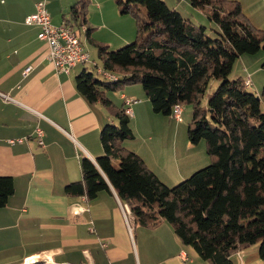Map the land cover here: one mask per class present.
<instances>
[{
    "label": "trees",
    "instance_id": "obj_1",
    "mask_svg": "<svg viewBox=\"0 0 264 264\" xmlns=\"http://www.w3.org/2000/svg\"><path fill=\"white\" fill-rule=\"evenodd\" d=\"M188 1L219 27L218 39L162 0H115L138 27L136 40L120 50L110 51L89 30L102 69L119 79L107 83L85 70L76 79L77 89L90 103L103 104L118 124L103 128V155L96 163L81 160L82 178L68 184L65 194L94 201L113 191L136 225H169L183 245L210 264H234L235 254L254 245L264 260V87L258 96L246 91L242 78L230 79L241 56L264 50V30L250 22L238 1ZM89 3L77 1L68 26H86ZM215 80L220 85L208 94ZM136 85L143 86L155 113L172 116L175 106L192 108L188 139L193 145L206 142L210 166L170 188L125 147L134 138L131 118L106 91ZM14 193L13 179L0 176V209Z\"/></svg>",
    "mask_w": 264,
    "mask_h": 264
},
{
    "label": "crops",
    "instance_id": "obj_2",
    "mask_svg": "<svg viewBox=\"0 0 264 264\" xmlns=\"http://www.w3.org/2000/svg\"><path fill=\"white\" fill-rule=\"evenodd\" d=\"M40 1L47 2L53 25L61 26L78 0H0V176L11 177L15 184V193L0 209V264H22L43 252L53 253L52 264H210L183 245L169 225L157 229L134 221L128 225L113 191L100 193L94 201L65 194L68 184L82 178L81 160L87 157L96 162L103 155L100 133L115 123L103 104L90 103L78 91L76 79L89 71L87 67L79 64L69 73L59 72L48 58L47 45L38 38L40 28L25 25V18L36 11ZM234 1L241 4L255 27L264 30V0ZM95 8L99 15L104 14V2ZM92 26L87 20L86 33L75 28L88 50L89 30L92 39L109 49L130 41V33L106 28L105 24ZM91 27L109 31L111 36L93 34ZM241 59L243 64L249 61ZM28 67L31 71L26 75ZM142 93L136 87L127 88L119 101H134L124 108L132 109L131 126L135 129L150 121L157 126L152 132L156 136L148 138L154 140L148 145L152 161L142 145H135V141L124 145L167 182L170 180L165 176L170 174L159 162L165 126L176 133L184 122L185 108L179 121L155 113ZM39 130L43 145L39 144ZM16 139L23 142L9 144ZM243 252L232 257L234 264H244Z\"/></svg>",
    "mask_w": 264,
    "mask_h": 264
},
{
    "label": "rangeland",
    "instance_id": "obj_3",
    "mask_svg": "<svg viewBox=\"0 0 264 264\" xmlns=\"http://www.w3.org/2000/svg\"><path fill=\"white\" fill-rule=\"evenodd\" d=\"M165 1L168 2V6L170 9L171 8L173 9L175 8L174 6H176L179 8L181 12H183L186 18H191L192 21L197 25L205 26L207 36L210 39L215 40L219 38L218 35L220 31L219 27L214 22H211L207 18V16H205L203 13L199 12L198 10H195L190 5L188 0H165ZM103 2H104V9H103L104 14L102 15L100 13L99 15V10L95 8V5L98 6L100 3ZM141 13L143 16H146L147 13L146 8L141 7ZM90 18H92V20H90ZM87 20L92 22L93 28H98L99 26L101 27L103 24H105L106 28H111V29L114 28L121 33L122 31H124L125 33H130L127 34L130 37L129 42L125 43L124 45L115 47L113 49L110 48V51L120 50L121 48H124L125 46L132 44L136 40L138 27L135 17L132 14H121V12L119 11L116 5L115 0H90L89 6L87 7ZM100 30L101 29H95V30L93 29L92 31L94 34L97 32L100 33L101 32ZM101 36L109 37L111 36V34L109 33V31H103L100 33V37ZM88 47L91 52V62H94L99 67H101V63L98 58V51L96 47H94L90 43H88ZM241 57L234 64L233 72L230 76V79L236 80L242 78V80L244 81V79L248 75L250 76L252 75L251 78L253 83L251 87L245 86V89L249 93L256 95L258 92H260L261 95L264 87V67H263L264 50L262 49L260 52H258L255 55H243L245 59H249L250 61V62L249 61L246 62L245 64H243ZM93 64L85 65L89 70V72H92L96 78L102 81H105L107 83L111 82L104 76L98 74L97 69L94 67ZM255 70L257 71L253 73V71ZM219 85H220L219 81L217 80L212 81L208 89V94H212L218 88ZM131 87H136L137 89H140V91H143L142 94H145L142 85L129 86L126 87L125 89ZM125 89H122L120 91L107 90L106 97L108 98V96H111L112 99L109 98L108 99L111 100L116 106L125 107L127 104V99L125 100L123 99L121 100V102L119 101L120 96L122 93L125 92ZM136 99L137 101L140 100L139 98ZM136 99L134 98V100ZM262 108L264 110V105L262 106ZM192 113L193 110L191 107L185 108L184 122L180 126V129L175 131L176 133H174V129H169L167 125L165 126V137L162 144V156H159V159H161L159 162L161 165L164 166V172L170 174V176H165L167 180L170 181L167 182L165 181L166 183L163 182L170 188H173L176 185L180 184L181 182L187 180L194 173L210 166L212 163V159L207 153V146L204 140H202L200 143L196 145H193L189 142L188 129L192 120ZM113 122L115 123V125L118 124V121L114 118H113ZM139 126H140L139 129H135V126L133 127L132 124L131 128L134 133V138L127 141H135V145H140V146L142 145L141 147L143 148L144 151L147 152L146 153L147 158L151 162L152 160H150V157L152 151L148 149V145L150 143H154V140H148V138L150 134L153 137L156 136L155 133L152 135V132H154L157 126L154 124V122L152 123V121H150L149 124H147L146 122L144 124H140ZM174 154H176L175 163L172 161ZM243 253H245L246 259L244 261L241 260V263L243 261L244 264H264V260H262L259 256V245H254L249 249L245 250ZM233 260L236 261L235 258H233L232 261Z\"/></svg>",
    "mask_w": 264,
    "mask_h": 264
},
{
    "label": "built area",
    "instance_id": "obj_4",
    "mask_svg": "<svg viewBox=\"0 0 264 264\" xmlns=\"http://www.w3.org/2000/svg\"><path fill=\"white\" fill-rule=\"evenodd\" d=\"M27 26H38L40 28L38 38L44 42L48 47V58L55 65L59 72L69 73L75 66L79 64H93L91 62L90 51L86 48L84 42L81 39V34L72 27L68 26L67 23H63L61 26H55L52 23L51 15L47 9V2L40 1L36 5V11L27 16L24 20ZM82 33H86V28L82 27ZM97 69L98 74L104 76L112 82L118 81V76L106 72L99 67L96 63L93 64ZM31 71V67L25 70V74L28 75ZM244 85L246 87H251V77L248 76L244 80ZM6 100H11L8 96H4ZM132 101L128 100L127 104H131ZM183 112L182 106H175L172 117L176 120H181ZM125 114L129 117H133V111L131 108L125 109ZM38 137L40 138L39 144L43 145L41 139L42 132L38 131ZM23 139L10 140V145H15L17 143H22ZM96 163V162H94ZM87 200L86 197H84ZM120 203V201H119ZM125 220L128 225L133 221V217L130 208L127 205L120 203ZM84 211V209H81ZM53 253L43 252L33 257H29L24 260L22 264H52Z\"/></svg>",
    "mask_w": 264,
    "mask_h": 264
}]
</instances>
